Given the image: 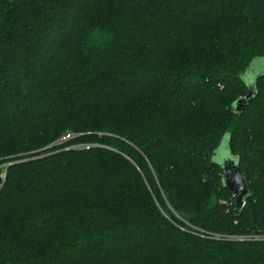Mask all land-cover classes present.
Instances as JSON below:
<instances>
[{
  "label": "trees",
  "instance_id": "1",
  "mask_svg": "<svg viewBox=\"0 0 264 264\" xmlns=\"http://www.w3.org/2000/svg\"><path fill=\"white\" fill-rule=\"evenodd\" d=\"M255 60L264 0H0V264H264Z\"/></svg>",
  "mask_w": 264,
  "mask_h": 264
},
{
  "label": "water",
  "instance_id": "2",
  "mask_svg": "<svg viewBox=\"0 0 264 264\" xmlns=\"http://www.w3.org/2000/svg\"><path fill=\"white\" fill-rule=\"evenodd\" d=\"M249 89V93L246 96L241 97L236 101V109L238 111L245 107L243 103L250 101L253 97L254 83L249 84ZM221 165L224 169L223 183L225 187H227L236 197L237 205L242 206L244 204L245 197L249 194V188L245 181L244 174L238 165L237 159L230 154L229 156L225 157Z\"/></svg>",
  "mask_w": 264,
  "mask_h": 264
},
{
  "label": "rangeland",
  "instance_id": "3",
  "mask_svg": "<svg viewBox=\"0 0 264 264\" xmlns=\"http://www.w3.org/2000/svg\"><path fill=\"white\" fill-rule=\"evenodd\" d=\"M261 60V59H259ZM262 62V61H259ZM251 64L254 65H250L251 68H248V71L245 73L244 78L246 80V82H248L249 84H251L253 82V80L255 79V77L257 75H259L260 73H264V65H260V63H258V61H254ZM230 152L228 150V145H227V140L225 139L221 146L219 147L216 155H214V160L218 163H222L223 160L225 159V157L229 156Z\"/></svg>",
  "mask_w": 264,
  "mask_h": 264
},
{
  "label": "built area",
  "instance_id": "4",
  "mask_svg": "<svg viewBox=\"0 0 264 264\" xmlns=\"http://www.w3.org/2000/svg\"><path fill=\"white\" fill-rule=\"evenodd\" d=\"M68 138H71L70 135H66V136H63L62 138H60L58 141H57V144L58 143H62L64 142L65 140H67ZM79 148H84L85 146L83 145H80L78 146ZM217 237H220V235H218ZM233 238L235 239H246V238H253V239H264L263 236H259V235H255V236H234Z\"/></svg>",
  "mask_w": 264,
  "mask_h": 264
}]
</instances>
